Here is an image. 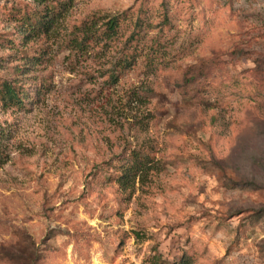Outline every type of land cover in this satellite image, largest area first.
Masks as SVG:
<instances>
[{"label": "rangeland", "instance_id": "rangeland-1", "mask_svg": "<svg viewBox=\"0 0 264 264\" xmlns=\"http://www.w3.org/2000/svg\"><path fill=\"white\" fill-rule=\"evenodd\" d=\"M16 1L0 0V33L16 28L5 9ZM161 1L167 57L187 64L217 54L228 77L264 87V0H67L48 33L24 47L0 42V77L40 89L27 111L0 107L10 133L0 163V264H150L155 252L169 262L264 264V217L246 221L264 209V101L243 109L240 80L190 102L168 71L143 67L111 85L104 60L72 46L78 29ZM156 35L149 27L144 39ZM133 149L153 156L146 179L128 188L91 183Z\"/></svg>", "mask_w": 264, "mask_h": 264}, {"label": "trees", "instance_id": "trees-1", "mask_svg": "<svg viewBox=\"0 0 264 264\" xmlns=\"http://www.w3.org/2000/svg\"><path fill=\"white\" fill-rule=\"evenodd\" d=\"M227 1L232 4L235 0ZM66 6L67 0H18L11 3L10 8L6 6L5 9L10 12L17 26L14 30L0 33V42L12 47L26 46L32 37L48 33L62 16ZM152 8L159 14L156 20H151ZM169 21L165 1H161L155 7L144 3L136 10L126 9L118 14L100 18L90 23L84 30L78 29L71 39L72 46L82 53L87 52L98 60H104L102 76L111 85H115L126 73L143 67L150 72L168 71L167 76L172 84L180 95L190 102L205 103V94L214 85H220L223 90L232 88L241 81L247 87L245 91L247 100L242 104L243 109H248L253 100L264 101V87L260 88L257 81L254 83L244 76L240 79L228 77L224 61L217 54L187 64L176 63L170 59L171 56L167 57V45L172 44L171 41H166L168 37H165L166 30L170 29ZM149 27L156 28L158 35L146 40L144 36ZM243 53L242 50L234 51L235 55ZM15 79L0 77V107L4 110L27 111L35 104V97L40 89L31 90L30 85L19 84ZM216 80L218 81L214 84ZM9 135L8 128L0 123V163L4 156V140ZM109 168L113 171L108 174L94 173L91 183L115 182L120 187L128 188L136 180L146 179L150 172L155 170V163L151 153L133 149L119 165H110L106 170ZM262 217L264 209L251 212L247 215L246 221L250 224ZM133 234L136 237L140 236L134 231ZM145 260L150 264H188L185 258L166 261L158 252L147 255Z\"/></svg>", "mask_w": 264, "mask_h": 264}]
</instances>
